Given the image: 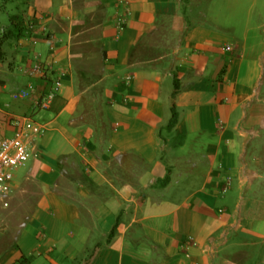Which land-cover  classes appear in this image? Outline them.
Masks as SVG:
<instances>
[{"label": "crops", "instance_id": "crops-1", "mask_svg": "<svg viewBox=\"0 0 264 264\" xmlns=\"http://www.w3.org/2000/svg\"><path fill=\"white\" fill-rule=\"evenodd\" d=\"M21 117L0 264H264V0H0V135Z\"/></svg>", "mask_w": 264, "mask_h": 264}, {"label": "built area", "instance_id": "built-area-1", "mask_svg": "<svg viewBox=\"0 0 264 264\" xmlns=\"http://www.w3.org/2000/svg\"><path fill=\"white\" fill-rule=\"evenodd\" d=\"M51 49L54 50V47ZM54 71V64L44 62L39 55L36 56L29 69L32 77L42 78H46ZM64 74L63 70H60V74L57 71V76L53 80V87L43 93L37 101L39 109L50 108L63 86L62 77ZM30 95L31 91L29 89H23L14 92L12 98L15 100L25 99ZM13 124L16 130L11 135H0V207L3 209L10 207V198L14 191L15 172L25 167L31 160V140L44 132L43 125L33 120L32 117L16 118Z\"/></svg>", "mask_w": 264, "mask_h": 264}, {"label": "trees", "instance_id": "trees-1", "mask_svg": "<svg viewBox=\"0 0 264 264\" xmlns=\"http://www.w3.org/2000/svg\"><path fill=\"white\" fill-rule=\"evenodd\" d=\"M178 92H179V85L177 83V84H175V91L173 94L172 118H171L169 127H173L175 125V123L177 122V119H178V112L176 110V105H175V99H176ZM168 181H169V176H167V178L164 180V183H167ZM112 234H114V230H113ZM19 264H24V261H20Z\"/></svg>", "mask_w": 264, "mask_h": 264}, {"label": "rangeland", "instance_id": "rangeland-1", "mask_svg": "<svg viewBox=\"0 0 264 264\" xmlns=\"http://www.w3.org/2000/svg\"><path fill=\"white\" fill-rule=\"evenodd\" d=\"M264 163H262V165H263ZM9 211H10V208H8V209H0V215H2V217H3V219L4 218H7L8 217V215H9ZM2 221V220H1ZM4 222V221H3ZM2 222V223H3Z\"/></svg>", "mask_w": 264, "mask_h": 264}]
</instances>
